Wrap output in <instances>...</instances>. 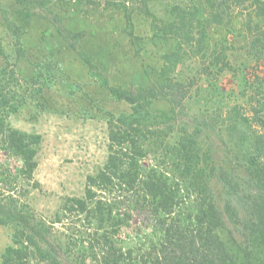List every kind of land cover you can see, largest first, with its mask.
I'll return each mask as SVG.
<instances>
[{
  "label": "rangeland",
  "instance_id": "374dc122",
  "mask_svg": "<svg viewBox=\"0 0 264 264\" xmlns=\"http://www.w3.org/2000/svg\"><path fill=\"white\" fill-rule=\"evenodd\" d=\"M230 2L233 27L225 24L207 27L203 30L207 35L203 42L207 50L198 49L196 42L190 46L184 44L182 58L173 69H169L163 54L177 49L176 40L169 35L154 37L151 17L137 5L131 7L133 29L138 36L136 45L129 38L130 30L122 10L97 6L86 14L76 13L68 2L56 7L51 3L47 11L44 9L48 18L58 15L61 25L72 27H69L72 34L86 32L80 39L64 41L56 28L60 25L44 16L41 8L34 9L43 17H37L38 22H34L26 37L25 60L15 66L22 76L16 88L21 89L27 104L18 113L10 114L6 122L11 128L41 136L35 156L37 186L25 181L20 157L1 149L0 192L3 196L11 194L19 198L21 187L25 188L27 193L20 196V200L28 204L36 221L48 226L50 233H44L48 249L60 256L63 264H82V253L89 264L95 263L91 259L89 240L97 231L96 222L87 212L65 213L63 207L69 197L85 196L89 176L98 174L108 161L109 112L117 116L131 111L129 102L112 99L108 87L142 89L168 76L181 82L182 86L172 90L174 94L186 92V97L176 107V122L171 121L174 130L160 137L150 136L145 143V156L139 160L142 170L154 169L171 178L173 183L179 180L185 201L172 216L181 217L185 225L194 224L195 218L189 219L188 215L194 216L199 195L190 186L185 190L190 181L182 177L181 170L175 169L176 162L182 165L184 161L174 160L169 149L189 133L197 140L193 148L198 153L197 159L202 160L204 171L209 172L206 167L209 161L231 168L236 165L233 159L236 144L244 143L247 134L250 136L254 130H262L255 118L264 112V43H254L260 33L247 30L249 17L246 14H253V26L259 24L261 33L264 18L255 15L251 1ZM13 3L15 0H0V7L8 8ZM179 3H183L182 0H155L150 2L149 8L159 20H165L172 16V7ZM195 5L200 13L209 14L205 0H195ZM201 32L195 31L197 36ZM76 42L77 48H72L71 44ZM138 47L142 48L141 52ZM2 49L6 54L14 52L16 40L0 20V52ZM79 52L87 54L95 67L85 63ZM2 59L1 55L0 67L5 65ZM44 80L55 82L54 86L44 88V93L37 95L35 90ZM171 96L162 94L152 99V107L169 109ZM160 129L167 128L161 125ZM209 182L215 190V183H220L213 177ZM217 186L220 192L222 186ZM93 190L109 202H119V216L132 215L129 224L114 235L118 247L124 251L132 248V257L141 259L154 246H159L163 232L153 225L154 220L146 224L144 215L134 204L133 192L124 193L117 187L111 193L101 192L96 187ZM17 229L15 223L0 226V264L2 253L12 244ZM236 229L233 223L226 221L219 232L224 239L241 238L240 233H235Z\"/></svg>",
  "mask_w": 264,
  "mask_h": 264
},
{
  "label": "trees",
  "instance_id": "16d2710c",
  "mask_svg": "<svg viewBox=\"0 0 264 264\" xmlns=\"http://www.w3.org/2000/svg\"><path fill=\"white\" fill-rule=\"evenodd\" d=\"M152 1L155 0H15L8 8L0 7V20L4 21L9 34L16 40L14 52L6 54L3 49L0 52L3 58L1 63L5 62L0 67V150L6 149L20 157L25 181H31V185L37 186L36 180L34 181V171L38 166L35 156L41 136L11 128L6 118L12 113H18L27 104L21 89L16 88L22 76L16 72L15 66L25 60L28 50L24 42L37 17L42 16L34 9L47 11L51 3L56 7L61 2H68L67 5H71L70 9L73 7L76 13L87 14L97 6L122 10L130 30L129 38L136 45L138 36L133 29L131 7L137 5L138 9L151 17L154 37L169 35L176 40L177 49L163 54L169 69L176 67L181 60L184 44L190 46L196 42L198 49L207 50L203 44L207 35L203 30L206 31L210 25L225 24L233 27L231 0H205L210 8L208 15L198 11L195 0H182L183 3L172 7V16L165 20H159L150 10L149 4ZM232 1L237 4L251 1L250 5L255 6V15L264 18V0ZM20 6L22 8L18 10ZM45 10L42 14L47 17ZM246 16L249 17L247 30L260 33L254 38V43H264V31L261 33L259 24L253 26V14ZM48 19L60 25L56 28L64 41H69L70 38L80 39L86 33L79 31L72 34L69 28L71 26L61 25L58 15ZM197 30L202 31L200 36L195 33ZM71 47L77 48V42L71 44ZM138 49V52L142 51L141 47ZM79 53L85 63L95 67L87 54ZM52 79L54 80L53 77ZM54 83L44 80L37 86L35 93L43 94V89L54 86ZM103 84L106 86L107 82L104 81ZM180 86V81L168 76L155 80L151 86L142 89L134 86L108 87L112 99L129 102L132 105L131 111L117 116L109 112L108 161L98 174L89 176L85 196L69 197L63 207L65 213L87 212L92 221L96 222L97 231L89 240L94 264H126L127 259L128 264H264V112L259 113L258 119L255 118L262 130H254L250 136L247 134L249 140L245 138L246 144L237 143L233 148L236 165L231 168L209 161L206 162L209 172L204 171L200 164L202 160L197 159L198 153L193 148L197 145V140L189 133L182 137L178 145L168 148L174 160L178 158L184 161L182 165L176 162L178 167L175 166V169L177 172L181 170L182 177L190 181L185 190L190 186L199 195L195 201L197 208L194 216L188 215L189 219L195 218L194 224L190 226L182 224L181 217L172 216L176 208L185 201V196L180 192L182 187L179 180L173 183L171 178L154 169L142 170L139 159L145 156V143L149 137H160L162 133L168 131L170 134L174 130L171 121L177 120L176 107L186 97L185 91L181 94L172 92ZM162 94L169 97L174 95L168 99L171 102L169 109L152 107V99ZM161 125L167 129L161 130ZM212 177L220 182H214L216 190L210 186ZM219 184L222 186L220 192L217 190ZM93 187L101 192L111 193L116 187L124 193L133 192L136 196L134 204L144 215L146 224L154 220L153 225L163 232L159 246H154L141 259L132 257V248L124 251L118 247L114 235L129 224L132 215L125 213L119 216V202L112 203L104 199V196L100 197ZM26 193L25 188L21 187L20 196H25ZM20 196H3L0 192V226L14 223L18 226L13 233L12 244L2 253V264H63L60 256L48 249V242L44 237V233H50L48 226L35 220L28 204L22 202ZM57 221H61L60 218ZM226 221L237 227L235 233H240L241 238L233 237L230 240L221 236L219 230L226 225ZM69 248L70 246L68 250ZM81 256L82 264H89L87 256L84 253Z\"/></svg>",
  "mask_w": 264,
  "mask_h": 264
}]
</instances>
